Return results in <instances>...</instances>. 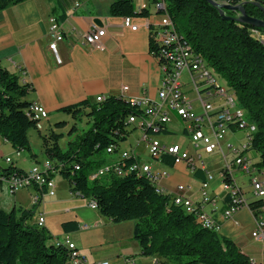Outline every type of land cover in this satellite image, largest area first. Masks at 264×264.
Wrapping results in <instances>:
<instances>
[{
    "label": "trees",
    "instance_id": "16d2710c",
    "mask_svg": "<svg viewBox=\"0 0 264 264\" xmlns=\"http://www.w3.org/2000/svg\"><path fill=\"white\" fill-rule=\"evenodd\" d=\"M26 1L29 0H0V13ZM50 1L54 3L56 21L61 25L66 18L68 0ZM215 1L231 6L244 4L249 17L264 21V0ZM164 3L167 11H162V16L171 18L181 44L188 45L209 69L224 78L245 120L256 126L250 151L260 156L257 166L264 170V29L224 20L220 11L206 0H164ZM106 14L133 19L150 16L147 9L138 12L131 0L114 1ZM224 15L237 18V13L231 11H224ZM153 35L151 27L150 52L158 58L162 48L155 44ZM32 91V85L21 83L17 75L0 67V138L16 151L32 152L28 133L37 130L45 159L52 161L58 175L69 182L73 195L94 201L98 213L112 223L134 224L133 240L139 245L140 256L156 257L165 264H255L232 239L202 228L195 215L175 205L172 195L157 192L147 176L131 172L122 177L109 174L91 179L90 175L110 164L108 157L113 155L107 153L108 148L114 146L117 154L138 129L129 119L143 117L140 107L123 97L105 98L101 103L85 100L66 107L63 113L74 121L86 119L88 128L79 133L74 126L68 134L71 137L62 146L63 133L52 129L43 133L36 128L37 122L28 117L33 104L25 99ZM66 124L56 126L64 129ZM228 127L233 133L240 132L237 124L229 123ZM146 132L154 133L152 129ZM133 162L131 159L125 163ZM162 163L174 167L170 157H163ZM76 165H80L79 171L75 170ZM22 172L15 166L0 170L6 176ZM194 172L199 174L197 170ZM227 182L233 183L229 178ZM230 203V197L225 196L222 211ZM263 207L264 201L250 202L255 216L263 214ZM36 208L0 209V264H71L66 246L51 242L53 237L46 228L29 224ZM79 229L76 221L61 224L66 236Z\"/></svg>",
    "mask_w": 264,
    "mask_h": 264
},
{
    "label": "crops",
    "instance_id": "0c3cea01",
    "mask_svg": "<svg viewBox=\"0 0 264 264\" xmlns=\"http://www.w3.org/2000/svg\"><path fill=\"white\" fill-rule=\"evenodd\" d=\"M114 1L116 0H68L65 11L66 18L61 24L64 40L58 44L56 54L50 49V45L53 43L50 37V19H56L57 14L54 3L50 0H29L9 7L0 13V67L17 75L21 83L33 86V91L25 100L31 104L42 106L48 112L49 118L45 122L46 129L51 130L54 122L69 117L62 112L64 108L85 100L95 102L99 96L105 98L123 97L127 100L150 98L158 101L162 70L159 62L150 52V28L160 26L162 16L156 11L153 0H131L138 12L143 9L150 12L148 18L133 19V25L138 26V29L132 31L124 27V18L110 17L106 14ZM96 29L105 30L100 47L89 46L85 41V36ZM185 77L187 78V75ZM124 88H128V90L124 91ZM185 88L186 86L184 91L189 97L190 92H187ZM176 127L182 129L185 134L184 121L174 115L171 122L165 126V130L154 134L153 137L159 140L158 136L173 135L176 132L172 128ZM141 133L143 135V132ZM28 137L31 142L33 137L29 133ZM5 143L7 142L0 138V146ZM142 144L140 140L138 146ZM163 144L172 145L173 143ZM228 145L234 146L229 142L226 146ZM193 147L196 156L189 154L192 157L201 155L202 151H199L194 144ZM125 151L136 153L142 163L150 164L156 171L167 170L169 177L160 182L161 187L165 188L167 192H176L177 187L183 185L187 188L188 198L195 203L201 202V184L205 180V172L197 170L199 174L195 175L196 172L184 164L170 168L151 159L147 162L144 161L137 149L131 148ZM41 152L43 154V146ZM15 156L22 157V152L20 156H17L15 150ZM117 159L118 155L112 161L115 162ZM40 163L42 160L36 156L32 159L30 166ZM222 168L219 169L220 172ZM19 169L24 172L27 170L22 167ZM208 170L210 171V168ZM237 181L239 182L238 179ZM0 186H2L1 183ZM29 191L33 196L36 190L29 189ZM208 193L210 197L216 199L217 208L222 209L225 194L219 198L217 193L211 194L209 189ZM47 198L52 197H45L39 205V209ZM16 202L14 200L9 203L1 196L0 192V209L11 211L17 207ZM213 210L211 206L207 207V211L213 212ZM239 214L229 221L236 224V231L228 238L232 239L241 252L255 264H264V241L252 237L255 229L254 219L251 216L253 219L251 223L244 225L238 223ZM72 221L78 222L79 231L82 232L71 233L69 237L79 253L86 258L87 264H112L114 259H123L119 264L141 261V259H137L140 256V248L133 240V223L128 222L114 226L112 221L100 214L95 216L93 221L91 220L92 223L89 224L78 217ZM84 225L94 226V229L83 230ZM102 226L106 230H112L105 233L101 230ZM44 228L49 231L47 222H45ZM124 229L127 233L125 238L121 235ZM65 236L64 234V237L59 240H63ZM108 240L111 242L101 244ZM89 245L88 251L83 250Z\"/></svg>",
    "mask_w": 264,
    "mask_h": 264
},
{
    "label": "built area",
    "instance_id": "2783aa9c",
    "mask_svg": "<svg viewBox=\"0 0 264 264\" xmlns=\"http://www.w3.org/2000/svg\"><path fill=\"white\" fill-rule=\"evenodd\" d=\"M162 6L164 0H155L154 7L162 16ZM50 37L53 43L50 49L55 52L60 42L64 40V33L61 25L55 18L50 19ZM125 28L137 31L138 26L133 25V18H124ZM155 44L162 48L161 55L155 58L162 70V81L158 92V101L150 98L131 99L129 102L140 107L143 111V117H131L129 123L135 125L143 132L142 143L145 145L150 159L162 163L163 157L173 159L174 167L178 165H186L192 171L201 170L205 172V180L201 184L202 200L199 203L193 202L187 197V188L183 185L177 187L176 192H167L161 187L160 182L169 177L167 170L156 171L150 164H144L140 161L139 156L132 151L118 150L111 146L107 153L110 155H118V159L100 168L97 172L90 175L95 180L98 177L113 174L119 177L126 173L136 172L138 175L147 176L151 179L157 188V192L172 195L173 202L177 206H183L188 214L195 215L197 223L204 229L218 232L222 226L231 221L237 214L243 210H248L254 219L255 229L252 237L256 240L264 241V207L261 209L263 214L255 216L250 210V201L245 198V193L241 185L237 181L235 173H243V177H248L250 186L255 200L264 201V170L257 166V162H253L246 154L251 149L253 135L256 132V126L249 124L245 120L244 112L239 108L236 97L229 95L219 84L218 81L211 76L207 66H202L199 58L192 56L177 38V34L173 31V27L165 21L162 16L161 25L153 28ZM105 36L104 29H96L90 31L85 36V41L89 46L100 47ZM164 60V61H163ZM187 75V78L185 77ZM184 77L187 80H184ZM191 85V91L197 94V100L201 106L202 114L194 115L193 101L185 93L184 87ZM212 89L216 92L211 91ZM128 88H124L127 91ZM205 93V95H202ZM213 98L223 99V103L219 107H215L212 102ZM105 100L104 96L95 99L101 103ZM28 117L37 122L36 128L39 131L45 130V122L49 118L48 112L40 105L33 104L29 111ZM174 115L182 118L184 121V132L191 140L192 144L199 151L206 155L222 154L227 161L229 155H233V160L222 168L220 175L221 190L225 196L231 199L230 207L224 211L217 208L215 198L210 197L208 193L209 184L214 180L215 175L210 172L202 159L201 155L192 157L188 151L183 150L179 145H165L153 137L154 134L160 133ZM229 123L237 124L240 132L245 133V140L240 147L231 145L223 146L222 141L228 133H233L228 127ZM153 130V134H148L146 130ZM235 134V133H233ZM21 152L17 151V156ZM139 159L136 161V159ZM134 159L130 165L125 162ZM8 164H12L11 158H6ZM62 167L63 165L60 164ZM80 165H76L75 170H80ZM58 175V169L54 164L40 163L33 166L29 172L18 174H10L9 176L0 174V182L4 184L11 194L15 195L20 190H36L32 196L33 206L38 207L45 197H54L56 195L55 176ZM231 179L233 183L227 182ZM82 198L81 195H74ZM211 206L213 212L207 211V207ZM91 210L95 209L92 200L88 204ZM45 216L40 214L37 220L38 227H44ZM94 226L84 225L83 230H89ZM57 245H64L70 251L71 264H87V260L83 257L76 245L71 241L69 236H65L63 240H57ZM254 262V261H252ZM109 264V263H101ZM131 264H135L131 261Z\"/></svg>",
    "mask_w": 264,
    "mask_h": 264
},
{
    "label": "rangeland",
    "instance_id": "374dc122",
    "mask_svg": "<svg viewBox=\"0 0 264 264\" xmlns=\"http://www.w3.org/2000/svg\"><path fill=\"white\" fill-rule=\"evenodd\" d=\"M238 16L239 15L237 14L236 17ZM262 41L264 43V36L262 37ZM211 72L216 78V80L218 81V84L229 95H233V92L230 90L224 78L220 76L219 74H217L216 72H214L213 70ZM184 80H187V79L184 77ZM186 83L187 84L185 85L186 86L185 90L187 92H190L189 99L193 101L194 115H201L202 112L199 106V102L197 100V94L190 91L192 90L191 85L188 83V81ZM211 91L216 92V90L214 89H212ZM202 95H205V93H203ZM212 102L215 104V107L217 108L223 103V99L213 98ZM62 122L67 123L66 128L59 129L56 125ZM74 126L77 127L79 133L83 129L88 128L86 119L80 122V121H74L71 117H66L65 120H61V121L53 123L52 130L56 131L57 133H63L65 135V140H63L62 142V146H64L67 139L71 137L68 134ZM172 129L175 130L176 132L175 134L170 135V136L161 135V136H158V139L162 143L178 144L183 150H186L190 154L196 156L195 154L196 152H195V149L193 147L191 140L189 139L187 135H185L182 132V129H178L177 127L172 128ZM47 132H49V130L45 128L43 133H47ZM132 134L133 135L130 136L128 141L121 145V150H130L131 148L137 149L138 153L142 156L144 161L146 162L150 161V156L145 148V145L142 144L138 146V142H140L143 136L141 131L137 129ZM29 135L33 137L31 139L32 152L23 151L22 157L15 156V149L9 143H5L4 145L0 146V168L1 169H5L10 166L16 165L18 169L22 167L24 169H27L25 172H29L33 167V166L32 167L30 166L32 159H33L32 157L33 154L36 155L39 159H41L43 163L45 156L41 152L42 151V146H41L42 140L39 137L38 131L35 129H32L29 131ZM232 139H235V140H232ZM244 140H245L244 132H238L237 134L228 133L225 139L222 141V145L226 146V144L229 142L230 144H233L235 147H240V143H243ZM201 155L203 156V161L205 162L206 166L210 168V171L215 175L214 180L211 181L210 183L209 191L211 194L217 193L218 197L220 198L225 193L222 190H220L221 180H220V175H219L220 173L219 169H221V167H224L226 165V162L230 163L234 157L233 155H229L228 160L226 161L224 159V156L221 153L215 154L212 156H207L204 152H201ZM116 156L117 155L108 157L110 164L114 162L112 160H115ZM246 156L252 159L253 162L255 163L260 161V156L254 151L247 152ZM6 158H11L13 163L8 164L6 162ZM235 175H236V178L239 180V184L241 185L243 192L245 193L244 195L245 198L250 202L255 201V198H254L251 186H250L249 178L243 177V173L241 174V173L236 172ZM55 182L57 183L56 197L45 199V202L41 205V208L39 209V206L36 208L34 216L29 221V224L31 225L35 223L37 224L39 214L42 213L45 216V221L47 222L49 233L53 237L51 242H56L57 238L62 239L64 237V234L61 230V224L63 222L72 221L73 219H75V217H78L82 221H86L85 223L89 224V223H92L95 216L99 215L97 210H91L88 207V204L90 203L89 199H83V198L75 197L74 195H72L71 190H70V185L67 180L63 179L60 175H57L55 176ZM0 192H1V196L9 203L13 202L14 200L17 201L16 202L17 207H22L24 209H30L33 206L31 191L29 190H20L19 192L16 193V196H14L6 188V186L2 184V186H0ZM252 220L253 219L248 210H244L238 215V223L249 225ZM112 224L114 226L118 225L115 223H112ZM91 225H94V224H91ZM102 228L101 230H103V232L105 233L109 232V230H112V229L106 230L105 228L103 229ZM235 231H236V224L232 222H228L227 225L224 226L223 229H221V231H219V234L228 238L230 234L234 233ZM78 232L80 233L82 231L80 230L75 233H78ZM126 234H127L126 229H124L121 235L122 237L125 238L127 237ZM110 242L111 240H108V242L105 241L104 243H101V242L99 243L104 245L105 243H110ZM89 247L90 245L87 248H83V250L85 249L86 251H88ZM137 259H141V261L136 260L135 264H165L163 260H159L156 257L146 258V257L138 256ZM122 261L123 259L121 260L114 259V261L111 263L119 264Z\"/></svg>",
    "mask_w": 264,
    "mask_h": 264
},
{
    "label": "water",
    "instance_id": "95a60500",
    "mask_svg": "<svg viewBox=\"0 0 264 264\" xmlns=\"http://www.w3.org/2000/svg\"><path fill=\"white\" fill-rule=\"evenodd\" d=\"M206 1L220 11V14L224 20L227 21L234 20L241 24L248 25L252 28L264 29V21L249 17L244 9V4L238 6H231L217 2L215 0H206ZM224 11H231L233 13H237L239 16L234 19L230 17H226L224 15Z\"/></svg>",
    "mask_w": 264,
    "mask_h": 264
},
{
    "label": "bare ground",
    "instance_id": "6f19581e",
    "mask_svg": "<svg viewBox=\"0 0 264 264\" xmlns=\"http://www.w3.org/2000/svg\"><path fill=\"white\" fill-rule=\"evenodd\" d=\"M162 11H167L165 3H164V6H162ZM164 19H165L166 22L169 23L170 26L173 27V31H175V24L173 23V21L171 20V18L168 15H165L164 16ZM184 47H185V51H188L189 54H191L192 56H196V58H199L200 62H202V66H207V64L204 61V59H202L201 57L197 56L188 45L185 44ZM207 70H209L211 76L214 77V75L211 72L212 70L209 69L208 66H207ZM214 79L216 80L215 77H214ZM44 163H46V164H53L52 161H48V160H45ZM92 204H95V209L97 210V204L94 201H92Z\"/></svg>",
    "mask_w": 264,
    "mask_h": 264
}]
</instances>
